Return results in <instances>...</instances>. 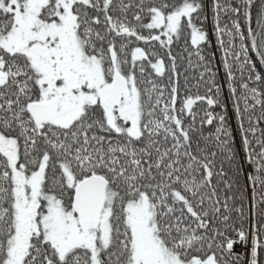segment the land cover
<instances>
[{
    "label": "snow or ice",
    "instance_id": "snow-or-ice-1",
    "mask_svg": "<svg viewBox=\"0 0 264 264\" xmlns=\"http://www.w3.org/2000/svg\"><path fill=\"white\" fill-rule=\"evenodd\" d=\"M210 11L0 0V264H264V0Z\"/></svg>",
    "mask_w": 264,
    "mask_h": 264
},
{
    "label": "trees",
    "instance_id": "trees-1",
    "mask_svg": "<svg viewBox=\"0 0 264 264\" xmlns=\"http://www.w3.org/2000/svg\"><path fill=\"white\" fill-rule=\"evenodd\" d=\"M205 3H206V11H207V14L209 16V20L206 22L205 27L210 32V38L213 39V43L210 46V49H206V53L209 55V57H211L212 53L214 52L215 53V59H213L212 62L214 65H219L221 55H220V52L217 50V47H216L215 41H214V36L212 35V31H211L212 30L211 11H210L211 0H205ZM220 78L223 79V69L222 68L220 70ZM233 123H235V122L233 121Z\"/></svg>",
    "mask_w": 264,
    "mask_h": 264
},
{
    "label": "built area",
    "instance_id": "built-area-1",
    "mask_svg": "<svg viewBox=\"0 0 264 264\" xmlns=\"http://www.w3.org/2000/svg\"><path fill=\"white\" fill-rule=\"evenodd\" d=\"M237 251H239V249H237Z\"/></svg>",
    "mask_w": 264,
    "mask_h": 264
}]
</instances>
